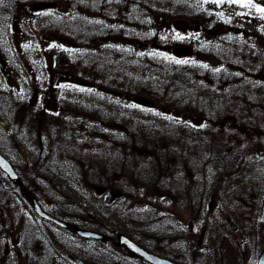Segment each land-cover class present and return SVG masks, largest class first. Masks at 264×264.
Wrapping results in <instances>:
<instances>
[{"label": "flooded vegetation", "instance_id": "obj_1", "mask_svg": "<svg viewBox=\"0 0 264 264\" xmlns=\"http://www.w3.org/2000/svg\"><path fill=\"white\" fill-rule=\"evenodd\" d=\"M198 1L199 4L191 0H0V153L14 170L19 174L23 169L41 167L53 176L69 172L68 163L51 158L53 144L31 131L38 125L73 128L70 124L74 122L67 120L74 98L70 93L63 97L65 90L97 88L101 94L109 92L130 100L135 107L153 110V100L146 97L150 105L138 104L135 99L140 96L130 99L124 86L152 89L165 85L155 77L160 59H170V72L183 69L176 62L191 57L195 48L204 54L205 86H220L219 73L224 76L226 70L234 71L239 80V75H246L239 68L245 61L249 64V86H264V12L259 11L264 8V0ZM87 38L91 44L88 49ZM186 50L190 55L186 56ZM90 92L95 97V91ZM209 102L204 100L206 145L210 140H225L217 141L222 144L220 148L204 152V196L197 198L203 205L197 213L200 222L190 210L164 205L147 210L144 208L149 205L143 202L134 204L132 199L117 196L105 201L108 207L114 209L116 199L125 206L120 205L127 210L125 214L136 207L129 214L133 216L115 213L127 220L117 240L112 237L109 246L106 232L77 228L78 239L93 243L82 245L77 256L69 254L67 263L79 264L78 259L85 264H153L145 258L147 254L174 264H259L264 256V247L258 249L264 244V194L257 177L264 181V150L252 153L251 146L264 138V131L257 134L254 110L249 121L245 117L230 119L225 116L223 101ZM109 103L107 107L112 111V102ZM77 105L92 113L105 109L94 100L89 104L91 109L88 104ZM81 117L96 122L91 116ZM244 119L248 125L242 124ZM176 135L191 136L185 131ZM130 166L129 161L126 168ZM49 174L43 180L50 181ZM0 179L13 184L20 181H11L1 169ZM21 191L23 197L32 199L30 193H24L23 188ZM8 193L15 194V190L9 188ZM79 197L88 203L93 201L88 200V195ZM166 199L176 202L173 195ZM103 215L105 220H111L114 213L104 211ZM65 223L66 227H59L72 230ZM79 230L102 237L81 236ZM121 236L144 255L122 243ZM195 244L202 258L194 255ZM26 247L31 245L26 242ZM58 248L41 245L42 264H58V259L64 257Z\"/></svg>", "mask_w": 264, "mask_h": 264}, {"label": "rangeland", "instance_id": "obj_2", "mask_svg": "<svg viewBox=\"0 0 264 264\" xmlns=\"http://www.w3.org/2000/svg\"><path fill=\"white\" fill-rule=\"evenodd\" d=\"M191 1L199 4L198 0ZM85 44L88 49L91 45L88 38ZM194 50L191 57L176 62L178 68L183 69L172 72L170 59H160V70L155 77H160V83L165 85L152 86V89L148 86H124L130 99L140 96L153 100L156 105L153 110L135 107L130 100L116 98L109 92L101 94L96 91L97 88L74 87L63 91V97L70 93L74 98V106L67 120L74 122L70 124L73 128L64 130L60 124H55L57 128L38 125L30 129L41 140L53 144L55 150L51 152V158L68 163L70 170L53 176L41 167L23 169L19 173L20 181L15 184L0 179V264H42L41 245L44 244H51V248L59 247L64 257H57L58 264H71L67 263L69 254L77 256L84 248L82 245L93 243L78 239L75 234L77 228L106 232V243L111 246L109 241L112 237L117 240L119 232L127 224L126 219L117 217L115 213L126 217L136 208L131 207L129 213L125 214L127 210L120 208V205H124L119 199L113 202L114 209L108 207L105 201L109 202L117 196L132 199L134 204L143 202L149 205L144 208L147 210H153L158 205L167 208L175 206V209L181 211L190 210L196 213L192 214L197 218V213L203 208L197 198L204 196V152L220 148L222 144L217 141L225 140H210V144L206 145L204 100L209 99V104L223 101L221 104L226 108L225 116L230 119L245 117L249 121L254 110L259 135L262 134L260 131H264V86H249L247 61L241 62L239 66L246 73L239 75V80L235 78L234 71L226 70L224 76L219 73L220 86L208 84L209 80L205 86L204 54L201 53L202 49ZM209 61L212 62L211 59ZM90 91H95V97ZM93 100L108 111L95 110L94 115L87 108L77 105H89ZM109 102H112V111L107 107L111 106ZM164 108L165 111L162 110ZM83 114L91 116L96 122L83 120ZM245 120L242 124L248 125ZM63 125L67 126L66 123ZM77 127L83 130L80 132ZM96 129L101 132L94 134L93 130ZM74 131L77 132L72 135ZM179 131H185L191 136L179 137L176 135ZM255 145L251 146L252 153L264 150V138L257 140ZM129 161L131 166L126 168ZM46 174H49L50 181L43 180L45 176L48 177ZM259 177L257 183H262L264 194V181ZM9 188L14 189L15 194L8 193ZM22 188L24 193L37 197L47 211L67 222L72 230H62L53 223L39 220L33 212L31 197H23ZM246 193L242 191V194ZM79 195H88V200L93 201H83ZM171 195L176 196L175 203L166 199ZM189 199H193L189 203L192 207L183 202ZM104 211L114 213L111 220H105ZM197 220L200 222L199 218ZM262 239L263 244L264 237ZM26 242L31 245L30 248L26 247ZM263 247L264 244L258 249L262 250ZM5 250L8 252L5 253ZM121 250L125 252L123 247ZM195 253L197 258H202L197 244L194 245ZM53 263L55 261L50 264Z\"/></svg>", "mask_w": 264, "mask_h": 264}, {"label": "water", "instance_id": "obj_3", "mask_svg": "<svg viewBox=\"0 0 264 264\" xmlns=\"http://www.w3.org/2000/svg\"><path fill=\"white\" fill-rule=\"evenodd\" d=\"M135 101L138 103L144 104V105H149V103L145 100L136 99ZM0 167L5 173H7L9 175V177L11 179H13V180L18 179V175L16 174V172L14 171V169L12 168L10 163L8 161H6V159L2 155H0ZM33 209H34V212L36 214H38V216L41 217L42 219L52 221L58 225L65 227V224H63L61 221H59L58 219L54 218L53 216L47 214L45 211H43L36 199L33 200ZM78 234H80L81 236H85V237H94V238H101L102 237L98 233L92 232V231L79 230ZM120 238H121V242L126 243L134 252L143 254V251L139 247H137L135 244H133L131 241H127V239H125L123 236H121ZM145 258L148 261L152 262L153 264H174V263H171V262L166 261V260H161L158 257L153 256V255H147L146 254ZM75 260L79 264H85L81 260H78V259H75Z\"/></svg>", "mask_w": 264, "mask_h": 264}, {"label": "snow or ice", "instance_id": "obj_4", "mask_svg": "<svg viewBox=\"0 0 264 264\" xmlns=\"http://www.w3.org/2000/svg\"><path fill=\"white\" fill-rule=\"evenodd\" d=\"M233 2H235V0H233ZM259 11L264 12V8H260ZM179 62V61H178Z\"/></svg>", "mask_w": 264, "mask_h": 264}]
</instances>
